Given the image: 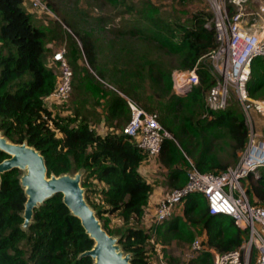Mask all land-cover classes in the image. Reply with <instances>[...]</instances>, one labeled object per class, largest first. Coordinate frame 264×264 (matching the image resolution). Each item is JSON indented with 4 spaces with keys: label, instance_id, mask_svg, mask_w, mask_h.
Masks as SVG:
<instances>
[{
    "label": "trees",
    "instance_id": "16d2710c",
    "mask_svg": "<svg viewBox=\"0 0 264 264\" xmlns=\"http://www.w3.org/2000/svg\"><path fill=\"white\" fill-rule=\"evenodd\" d=\"M42 1L49 6L48 1ZM26 2L0 0L2 134L14 143L26 142L37 149L45 158L48 174L83 172L81 186L87 203L102 227L118 238L125 253L131 254L130 264H155L146 247L153 238L162 244L172 240L191 242L195 237L192 226L198 233H205L208 248L189 264H213L212 248L218 253L237 249L247 238L246 230L226 215H211L200 193L188 195L183 202L182 214L188 224L182 223L180 216H173L148 228L141 226L153 192L152 184L139 172L148 155L122 130L130 120L127 98L156 115L174 137L164 138L157 155L168 171L166 183L172 189L186 185L191 164L200 172L215 175L237 164L247 145L249 129L237 101H228L223 110H212L206 102L216 78L205 59L217 46L214 28L206 26V14L196 12L190 25H170L141 13L148 22L145 39L174 55L175 67L150 60L148 45L146 50L136 51L131 44L120 47L124 61L110 70L98 67L93 48L89 51L87 47L91 67L88 63L84 66L77 34L66 32L65 60L72 70L67 98L71 109L60 116L48 105L59 82L52 66L56 62L53 58L52 65L48 62L47 34L52 32L33 23ZM132 9L127 7V11ZM175 70H195L198 84L178 95L172 78ZM247 92L252 99L264 98V57L251 62ZM101 120L111 130L99 133L95 124ZM222 153L227 158H222ZM6 157L0 150V161ZM21 174L15 168L1 175L0 264H93L91 257L80 254L91 249L94 242L63 203L61 194L36 207L30 226L22 229L26 195L20 185ZM242 181L249 203L264 206V167L258 175L249 174ZM110 216L120 219L119 228H107Z\"/></svg>",
    "mask_w": 264,
    "mask_h": 264
},
{
    "label": "built area",
    "instance_id": "2783aa9c",
    "mask_svg": "<svg viewBox=\"0 0 264 264\" xmlns=\"http://www.w3.org/2000/svg\"><path fill=\"white\" fill-rule=\"evenodd\" d=\"M28 1L33 8L49 10L42 0ZM205 1L209 3L210 25L215 30L217 42L209 54L216 84L209 90L206 102L212 110H223L232 93L247 123L249 139L237 164L220 174L200 172L191 164L186 185L173 189L157 202L155 222L168 220L176 205L183 203L188 195L200 193L211 215H226L247 233L245 241L235 250L218 253L209 249L214 255L213 264H264V206L250 204L241 187L243 179L249 174L258 175L264 167V137L255 131L257 122L264 129V99H252L247 92L251 62L256 57H264V18L259 10H249L253 0ZM53 61L59 65L61 75L57 89L48 100H65L71 91L72 77V70L65 60V49L55 52ZM172 78L179 94H185L199 82L195 70L176 71ZM127 104L130 120L123 132L147 155L157 156L164 138H170V134L154 113L147 112L130 98H127ZM191 247L195 252L205 249L198 238L192 241Z\"/></svg>",
    "mask_w": 264,
    "mask_h": 264
},
{
    "label": "rangeland",
    "instance_id": "374dc122",
    "mask_svg": "<svg viewBox=\"0 0 264 264\" xmlns=\"http://www.w3.org/2000/svg\"><path fill=\"white\" fill-rule=\"evenodd\" d=\"M49 3L48 11H41L33 8L26 2V10L31 13L33 23L44 29L52 32L47 34L48 45L50 52L48 54V62L51 63L54 53L65 49L67 51V36L66 32L76 35L83 48V59L80 60L82 65H91L88 61L87 47L90 51L93 48L94 58L96 63L110 70L112 66L121 65L123 55L119 49L121 46L131 44L136 51L146 50L148 45V58L153 61H161L166 67H175L176 58L174 55L164 53L156 43L146 40L144 32L148 27V22L144 19L141 13L149 16L160 18V20L167 24L180 23L183 25H190L191 17L198 11L206 14V26H210L211 16L209 3L205 0H126L124 4L110 2V0H46ZM133 9L127 11V7ZM264 0H253L250 2L249 10L261 12L264 18ZM54 32V33H53ZM152 43V45H149ZM91 44V45H90ZM95 47V51H94ZM86 59V62L84 60ZM205 63L211 64L209 56L205 59ZM52 65V63H51ZM53 68L60 77L61 72L59 65L54 63ZM88 66V67H89ZM91 67V66H90ZM178 70L173 71L176 72ZM211 71V69H210ZM172 74V75H173ZM104 85L112 89L111 86L103 80ZM149 85V84H148ZM149 87V86H148ZM146 87V91L150 89ZM174 91L176 92L175 88ZM148 94V92H147ZM178 95H182L177 93ZM184 95V94H183ZM264 99V98H259ZM229 102L236 98L230 93ZM52 100L49 99V103ZM228 102V103H229ZM54 113L62 116L68 114L71 109L70 99L53 100L48 104ZM140 106H143L139 103ZM143 108V107H142ZM159 115V111H157ZM99 123L96 125L99 129ZM123 130V129H122ZM255 131L261 133L264 137V129L260 122L255 124ZM168 132V131H167ZM170 138L174 137L170 132ZM222 158H227L226 153L221 154ZM141 170L144 178L153 184V190L163 192L159 197H163L173 191L167 186V169L160 163L158 156L148 155L147 159L142 163ZM98 187V185H93ZM241 187L245 189L246 184L241 181ZM153 197V196H152ZM93 199V197L91 198ZM151 200V198L149 199ZM158 199L151 200V205L148 206V222L153 224L155 222V212ZM183 203L175 206L174 211L169 219L173 216H180L182 223L188 224L187 218L183 216ZM226 222L223 224L225 225ZM121 226V221L116 216H110L107 228L114 229ZM145 227V226H144ZM195 234L194 239L201 240L204 248L206 245L205 233H198L197 228L191 227ZM193 239V240H194ZM153 242L147 244L148 256L155 264H189L199 252H195L191 247V242L180 240H172L169 243L162 244L159 240L153 238ZM214 257V255H213Z\"/></svg>",
    "mask_w": 264,
    "mask_h": 264
},
{
    "label": "water",
    "instance_id": "95a60500",
    "mask_svg": "<svg viewBox=\"0 0 264 264\" xmlns=\"http://www.w3.org/2000/svg\"><path fill=\"white\" fill-rule=\"evenodd\" d=\"M0 150L7 155L0 161V184L3 173L15 168L22 172L20 185L26 195L22 214L23 230L30 226L36 207L55 194H61L63 203L80 220L94 242L92 248L82 252L80 257H91L93 264H130L131 254L125 253L118 244V238L102 227L95 211L87 203L85 190L81 186L82 171L74 174H48L45 158L37 149L26 142L14 143L1 131Z\"/></svg>",
    "mask_w": 264,
    "mask_h": 264
},
{
    "label": "crops",
    "instance_id": "0c3cea01",
    "mask_svg": "<svg viewBox=\"0 0 264 264\" xmlns=\"http://www.w3.org/2000/svg\"><path fill=\"white\" fill-rule=\"evenodd\" d=\"M51 63H52V61H51ZM50 64V63H49ZM101 102H103V99H101ZM100 108V107H99ZM99 108H97V110L98 111H101V109H99ZM97 124H95V126H96ZM99 129H97L98 130V132L99 133H101V134H103V133H105L106 131H108V130H111V127H108V126H106L105 125V121L104 120H101L100 121V123H99ZM96 128H97V126H96ZM141 167H142V164H141V166L139 167V172L141 173V175L144 177V175H143V172H142V170H141ZM149 182V181H148ZM150 183V182H149ZM152 186H153V184H152ZM98 187H100V186H98ZM163 193V192H162ZM162 193L161 192H159L158 193V191L156 192V191H154L153 190V192H152V194H151V200L153 199V200H155L156 198L158 199V201H159V197L162 195ZM153 196V197H152ZM151 200H149V203H148V206H150L151 205ZM148 206H147V208H146V211H147V209H148ZM141 226H145V228H148L149 226H150V223L148 222V214H147V212H146V215H145V218H144V220H143V222H142V224H141ZM213 249V248H212Z\"/></svg>",
    "mask_w": 264,
    "mask_h": 264
}]
</instances>
